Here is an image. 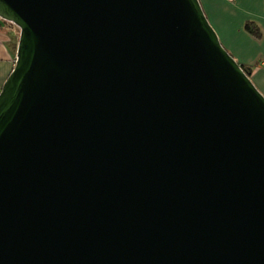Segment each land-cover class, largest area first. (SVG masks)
Wrapping results in <instances>:
<instances>
[{
  "label": "water",
  "instance_id": "95a60500",
  "mask_svg": "<svg viewBox=\"0 0 264 264\" xmlns=\"http://www.w3.org/2000/svg\"><path fill=\"white\" fill-rule=\"evenodd\" d=\"M0 19V264H264V95L200 0Z\"/></svg>",
  "mask_w": 264,
  "mask_h": 264
},
{
  "label": "crops",
  "instance_id": "0c3cea01",
  "mask_svg": "<svg viewBox=\"0 0 264 264\" xmlns=\"http://www.w3.org/2000/svg\"><path fill=\"white\" fill-rule=\"evenodd\" d=\"M222 44L241 65L259 66L252 77L264 95V0H200ZM251 23L260 29V39L246 31ZM18 34L10 27L0 29V89L15 66Z\"/></svg>",
  "mask_w": 264,
  "mask_h": 264
},
{
  "label": "trees",
  "instance_id": "16d2710c",
  "mask_svg": "<svg viewBox=\"0 0 264 264\" xmlns=\"http://www.w3.org/2000/svg\"><path fill=\"white\" fill-rule=\"evenodd\" d=\"M233 2V0H231ZM10 27L11 29L15 30V26L7 23L0 21V29H4L6 27ZM246 31L250 33L251 35H254L255 38L260 39L262 34L260 32V29L257 26H254V24L247 23L246 24ZM259 66V63H255L254 65H242L244 72L252 79V77L255 75V72Z\"/></svg>",
  "mask_w": 264,
  "mask_h": 264
},
{
  "label": "rangeland",
  "instance_id": "374dc122",
  "mask_svg": "<svg viewBox=\"0 0 264 264\" xmlns=\"http://www.w3.org/2000/svg\"><path fill=\"white\" fill-rule=\"evenodd\" d=\"M0 21H2V20L0 19ZM3 22H4V21H3ZM15 28H16V27H15ZM15 31H16V33L18 34V37H19V34H20L19 29L16 28Z\"/></svg>",
  "mask_w": 264,
  "mask_h": 264
}]
</instances>
